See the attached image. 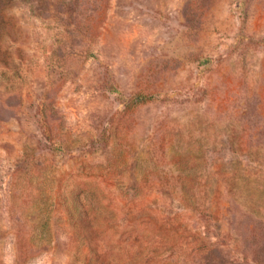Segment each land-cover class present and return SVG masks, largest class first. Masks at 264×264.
<instances>
[{
    "label": "rangeland",
    "instance_id": "rangeland-1",
    "mask_svg": "<svg viewBox=\"0 0 264 264\" xmlns=\"http://www.w3.org/2000/svg\"><path fill=\"white\" fill-rule=\"evenodd\" d=\"M0 264H264V0H0Z\"/></svg>",
    "mask_w": 264,
    "mask_h": 264
},
{
    "label": "trees",
    "instance_id": "trees-1",
    "mask_svg": "<svg viewBox=\"0 0 264 264\" xmlns=\"http://www.w3.org/2000/svg\"><path fill=\"white\" fill-rule=\"evenodd\" d=\"M91 207H92V205H91ZM90 243H94V241L92 242V241H90Z\"/></svg>",
    "mask_w": 264,
    "mask_h": 264
}]
</instances>
